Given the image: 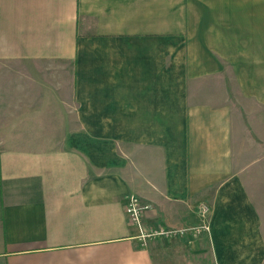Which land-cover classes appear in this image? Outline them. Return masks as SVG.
<instances>
[{
	"label": "crops",
	"instance_id": "obj_1",
	"mask_svg": "<svg viewBox=\"0 0 264 264\" xmlns=\"http://www.w3.org/2000/svg\"><path fill=\"white\" fill-rule=\"evenodd\" d=\"M0 68V264H264V0H0Z\"/></svg>",
	"mask_w": 264,
	"mask_h": 264
},
{
	"label": "built area",
	"instance_id": "obj_2",
	"mask_svg": "<svg viewBox=\"0 0 264 264\" xmlns=\"http://www.w3.org/2000/svg\"><path fill=\"white\" fill-rule=\"evenodd\" d=\"M142 211L143 207L141 205L140 199L136 196H130L125 207V214L132 226L137 227L139 231L138 240L143 244L148 240H155L158 238H175L181 237L186 234H193L195 236L200 235L203 232H209V217L211 209L208 205H201L198 209V216L200 218L201 224L197 227L191 229L183 230H169L164 228H159L156 230L146 231L142 228Z\"/></svg>",
	"mask_w": 264,
	"mask_h": 264
},
{
	"label": "rangeland",
	"instance_id": "obj_3",
	"mask_svg": "<svg viewBox=\"0 0 264 264\" xmlns=\"http://www.w3.org/2000/svg\"><path fill=\"white\" fill-rule=\"evenodd\" d=\"M1 69V68H0ZM259 178L262 179L264 178V172L258 173ZM252 191L255 194V199H257L258 204L260 207L264 208V203H261L260 201L262 200L264 202V183H262V186L260 187H256L254 189H252ZM170 239V238H167ZM176 239V238H173ZM159 239H155V240H148L147 242H153L155 243L156 241L158 242ZM169 243H179L181 244L184 243L181 240H170L167 241ZM183 249V250H182ZM182 253H180L179 255L176 256V264H211L210 261V257L208 255L205 254V256H203V252L200 251H188L185 248H182ZM168 263L170 264V256L168 257Z\"/></svg>",
	"mask_w": 264,
	"mask_h": 264
}]
</instances>
